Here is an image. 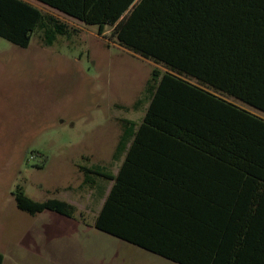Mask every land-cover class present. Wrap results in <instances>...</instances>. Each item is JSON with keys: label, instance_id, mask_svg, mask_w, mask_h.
Here are the masks:
<instances>
[{"label": "trees", "instance_id": "obj_1", "mask_svg": "<svg viewBox=\"0 0 264 264\" xmlns=\"http://www.w3.org/2000/svg\"><path fill=\"white\" fill-rule=\"evenodd\" d=\"M34 1L154 66L141 122L123 121L117 174L79 167L84 186L112 182L95 228L177 264H264V0ZM35 32L51 46L78 30L0 0L1 38L27 48ZM13 196L32 216L78 210L22 186Z\"/></svg>", "mask_w": 264, "mask_h": 264}, {"label": "rangeland", "instance_id": "obj_2", "mask_svg": "<svg viewBox=\"0 0 264 264\" xmlns=\"http://www.w3.org/2000/svg\"><path fill=\"white\" fill-rule=\"evenodd\" d=\"M30 2L78 33L45 46L35 32L27 48L0 37L3 264H177L97 230L112 182L98 179L89 188L79 172L83 166L117 173L123 121L141 122L153 64L99 36L97 26ZM32 151L48 157L45 168L35 167L39 158ZM18 186L33 200L75 205V218L20 211L13 196Z\"/></svg>", "mask_w": 264, "mask_h": 264}, {"label": "crops", "instance_id": "obj_3", "mask_svg": "<svg viewBox=\"0 0 264 264\" xmlns=\"http://www.w3.org/2000/svg\"><path fill=\"white\" fill-rule=\"evenodd\" d=\"M26 1H28V0H26ZM30 1H34V0H30ZM30 1H29V2H30ZM34 2H36V1H34ZM37 3H38V2H37ZM39 4H40V3H39ZM41 5H42V4H41ZM43 6H44V5H43ZM45 7H46V6H45ZM51 10H52V9H51ZM119 156H120V155H119ZM124 157H125V154H124ZM114 159H115V160H119L118 155H117V156H114ZM123 161H124V159H123ZM122 163H123V162H122ZM122 163H121V165H122ZM121 165H120V166H121ZM119 168H120V167H119ZM118 170H119V169H118ZM117 172H118V171H117ZM116 174H117V173H116Z\"/></svg>", "mask_w": 264, "mask_h": 264}]
</instances>
